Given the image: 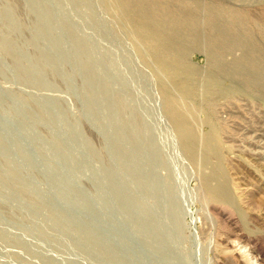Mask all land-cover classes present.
I'll return each mask as SVG.
<instances>
[{
	"label": "rangeland",
	"instance_id": "374dc122",
	"mask_svg": "<svg viewBox=\"0 0 264 264\" xmlns=\"http://www.w3.org/2000/svg\"><path fill=\"white\" fill-rule=\"evenodd\" d=\"M256 255L264 0H0V264Z\"/></svg>",
	"mask_w": 264,
	"mask_h": 264
},
{
	"label": "bare ground",
	"instance_id": "6f19581e",
	"mask_svg": "<svg viewBox=\"0 0 264 264\" xmlns=\"http://www.w3.org/2000/svg\"><path fill=\"white\" fill-rule=\"evenodd\" d=\"M185 89H186V88H185ZM169 99H171V98H169ZM172 100H173V99H172ZM174 103H175V102H174ZM169 104H170V101H169ZM170 105H171V104H170ZM170 105H168V106H170ZM172 105H175V104H172ZM173 109L175 110V108H173ZM169 110H170V109H169ZM170 111H171V110H170ZM172 112H173V111H172ZM178 112H179V111H178ZM178 112H177V113H178ZM181 115H183V114H181ZM176 116H177V115H176ZM179 116H180V115H178L177 117H179ZM174 117H175V116H174ZM174 117H173V118H174ZM175 118H176V117H175ZM181 118H182V116H181ZM183 118H185V117L183 116ZM185 119H187V118H185ZM179 120H180V121H179L178 123H180L181 121L184 122V121H183L184 119H183V120L179 119ZM178 123H177V124H178ZM185 123H186V122H185ZM187 124H188V123H187ZM180 125H181V123H180ZM180 125H179V126H180ZM183 126H184V124L182 125V127H183ZM189 126H190V125H189ZM186 127H187V126H186ZM182 129H183V128H182ZM182 129H181V130H182ZM188 129H190V128H188ZM179 130H180V129H179ZM183 130H184V129H183ZM185 131H186V130H185ZM181 132H182V131H181ZM187 132H188V131H187ZM187 132H186V133H187ZM183 133H184V131H183ZM183 133H182V134H183ZM213 133H214V132H213ZM188 134L191 136L192 133L190 132V133H188ZM194 135H195V134H194ZM209 135H211V134H209ZM192 136H193V135H192ZM192 136H191V137H192ZM187 137H188V136H187ZM187 137H185V138H187ZM191 137H190V139H192ZM212 137L214 138V136H212ZM193 139H194V137H193ZM208 139H209V138H208ZM210 139H211V137H210ZM188 140H189V139H188ZM211 140H212V139H211ZM192 141H193V140H192ZM192 141L189 140V142H188L189 145L192 144V143H191ZM194 141H195V140H194ZM184 142H185V141H184ZM208 142H209V141H208ZM193 143H194V142H193ZM194 144H195V143H194ZM187 145H188V144H187ZM207 146H208V145H207ZM207 146H206V148H207ZM209 146H211V145H209ZM189 147H191V146H189ZM187 148H188V147H187ZM190 150H191V149H190ZM192 150H193V148H192ZM210 150H211V153L214 152V151L212 152V149H210ZM215 153H217V152H215ZM219 168H220V167H219ZM220 169H221V168H220ZM220 185H221V184H220ZM215 189H216V188H215ZM220 189H223V188H220ZM218 190H219V189H218ZM223 191H224V190H223ZM212 192H214V191H212ZM216 192H217V191H216ZM220 193H221V192H220ZM258 255H259V254H258ZM258 255H256L255 258H257V261H258V262L260 261L259 264H264V260H263V258L260 256L261 258H260V260H259ZM261 259H262V260H261Z\"/></svg>",
	"mask_w": 264,
	"mask_h": 264
}]
</instances>
